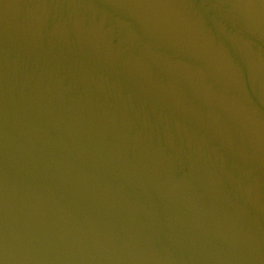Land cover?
Here are the masks:
<instances>
[{
  "label": "water",
  "instance_id": "water-1",
  "mask_svg": "<svg viewBox=\"0 0 264 264\" xmlns=\"http://www.w3.org/2000/svg\"><path fill=\"white\" fill-rule=\"evenodd\" d=\"M0 264H264V0H0Z\"/></svg>",
  "mask_w": 264,
  "mask_h": 264
}]
</instances>
